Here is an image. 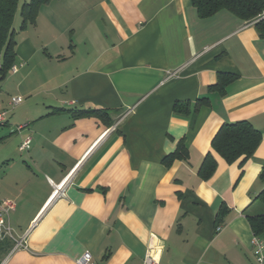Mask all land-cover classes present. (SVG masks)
<instances>
[{
    "label": "crops",
    "instance_id": "1",
    "mask_svg": "<svg viewBox=\"0 0 264 264\" xmlns=\"http://www.w3.org/2000/svg\"><path fill=\"white\" fill-rule=\"evenodd\" d=\"M35 17L23 29L13 17L18 68L0 79V201L14 204L0 264H76L86 250L96 264H142L151 233L159 264H256L264 38L253 22L224 9L200 18L191 0H50ZM219 73L233 77L223 91L210 88ZM241 120L261 139L227 163L211 138ZM181 141L187 158L166 162Z\"/></svg>",
    "mask_w": 264,
    "mask_h": 264
},
{
    "label": "trees",
    "instance_id": "2",
    "mask_svg": "<svg viewBox=\"0 0 264 264\" xmlns=\"http://www.w3.org/2000/svg\"><path fill=\"white\" fill-rule=\"evenodd\" d=\"M50 0H28L21 3L19 14L21 18L20 29L25 28L27 24L35 21L40 6ZM19 0H0V79H3L8 69L14 63L15 59V40L13 31V20L18 9ZM192 6L195 7L200 18H207L214 15L220 10H227L240 20L253 22V25L261 37L264 38V0H191ZM230 74H218L217 82L210 87L223 91L225 86L232 79ZM207 103L206 98L196 100L197 106ZM183 107V108H182ZM176 110L187 112V105L179 106L175 104ZM81 114H89L90 111H82ZM102 116L107 114L100 112ZM105 124L109 125L110 120L105 117ZM246 120L232 123H224L211 138V147L214 152L218 153L227 163H232L239 158L241 162L248 159L258 146L261 134ZM188 156L187 149L182 143L178 144L173 153L166 156L165 161L170 162L174 158L186 159ZM216 160L208 152L201 165H199L198 174L201 179L207 180L212 176L216 169ZM260 178L264 184V165L260 171ZM257 198L264 205V186ZM226 212L224 207L220 208L216 216V224L219 223L221 216ZM249 225L254 234L264 238V212L257 215L248 216Z\"/></svg>",
    "mask_w": 264,
    "mask_h": 264
},
{
    "label": "built area",
    "instance_id": "3",
    "mask_svg": "<svg viewBox=\"0 0 264 264\" xmlns=\"http://www.w3.org/2000/svg\"><path fill=\"white\" fill-rule=\"evenodd\" d=\"M18 68L17 65H12L10 69H8L11 72H15ZM22 101L21 96H13L10 99V105L15 106L19 104ZM6 119V111L2 110L0 111V125L5 121ZM29 139H25L23 143L19 146L20 149H24L29 144ZM13 202L8 199H4L0 201V240L4 238H13V233L11 227L8 225V216L9 211L13 209ZM222 228L221 225H217L214 230L216 232L220 231ZM251 243V249H252V255L255 260L256 264H264V238L261 236L254 234L252 235L250 239ZM16 247H25L24 240H18L16 241ZM161 246L159 244V241L155 234L151 233L149 237V242L147 244V249L145 252L142 264H159V257L158 252L160 251ZM76 264H96L93 261V257L89 251H84L77 259Z\"/></svg>",
    "mask_w": 264,
    "mask_h": 264
},
{
    "label": "rangeland",
    "instance_id": "4",
    "mask_svg": "<svg viewBox=\"0 0 264 264\" xmlns=\"http://www.w3.org/2000/svg\"><path fill=\"white\" fill-rule=\"evenodd\" d=\"M23 2H25V0H19V3L17 4L18 5V9H17V11H16V14H15V22L17 21V22H19L20 21V14H19V7L21 6L20 4L21 3H23ZM263 207H264V205H262Z\"/></svg>",
    "mask_w": 264,
    "mask_h": 264
}]
</instances>
